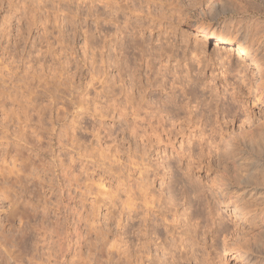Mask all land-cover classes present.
<instances>
[{
	"label": "clouds",
	"instance_id": "9594fccd",
	"mask_svg": "<svg viewBox=\"0 0 264 264\" xmlns=\"http://www.w3.org/2000/svg\"><path fill=\"white\" fill-rule=\"evenodd\" d=\"M225 2L249 11L0 0V264H228L264 245V171L241 155L264 152V31L210 54Z\"/></svg>",
	"mask_w": 264,
	"mask_h": 264
},
{
	"label": "bare ground",
	"instance_id": "6f19581e",
	"mask_svg": "<svg viewBox=\"0 0 264 264\" xmlns=\"http://www.w3.org/2000/svg\"><path fill=\"white\" fill-rule=\"evenodd\" d=\"M243 2L245 7L249 9L247 14H241L236 8L231 7L229 3L225 2L223 4L216 5L213 12L209 15L210 20L217 22L227 16L241 15L242 19L238 21L236 25L242 28L249 37L256 36L259 32L264 31V26L259 28L256 20H253L252 23H250V21H246V19H248L251 14L262 16L260 11L261 9H264V0H261L259 5L257 3L254 4L250 0H243ZM236 28L228 31L227 24H225L221 29L209 27L204 30L202 37L205 39H212L214 45L220 46V48H226L228 45L225 44L224 41L231 37ZM244 154L248 158V167L250 171H264V152L253 146L244 144L242 145L241 155L243 156ZM176 182L177 178L173 177L172 183ZM256 192L259 193L260 189H256Z\"/></svg>",
	"mask_w": 264,
	"mask_h": 264
},
{
	"label": "rangeland",
	"instance_id": "374dc122",
	"mask_svg": "<svg viewBox=\"0 0 264 264\" xmlns=\"http://www.w3.org/2000/svg\"><path fill=\"white\" fill-rule=\"evenodd\" d=\"M254 4L257 3L260 4L261 0H250ZM231 7L236 8L233 4L229 3ZM237 9V8H236ZM260 13H262V16H259L257 14H251L246 21H250L252 23L253 20H256L257 25L259 28H262L264 26V9H261ZM242 19L241 15H234V16H227L224 19H221L217 22H214L213 20H210L209 15L206 17V23L209 25L207 28H215V29H221L225 24L228 26V31L233 30L236 28V23ZM13 26L15 24V21L12 22ZM235 27V28H233ZM65 32L67 33V29H65ZM37 35L36 31L33 32V38ZM201 38L202 34H201ZM213 42L212 39H208ZM217 48H220V46L214 45L212 43V46L208 49L210 54H215V51ZM244 157L245 154L243 155ZM173 177L169 178V182L172 183ZM260 191H264V189H260ZM247 252H229L226 255H224V259L228 261V264H237L238 260L241 258L243 259V264H264V245H261L259 242L257 243H250L248 246Z\"/></svg>",
	"mask_w": 264,
	"mask_h": 264
}]
</instances>
